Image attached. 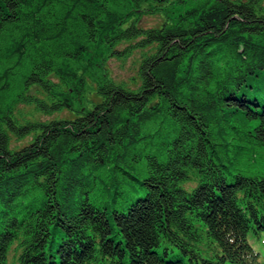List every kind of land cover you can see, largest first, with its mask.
Listing matches in <instances>:
<instances>
[{"label": "trees", "instance_id": "obj_1", "mask_svg": "<svg viewBox=\"0 0 264 264\" xmlns=\"http://www.w3.org/2000/svg\"><path fill=\"white\" fill-rule=\"evenodd\" d=\"M257 244L264 0H0V264H264Z\"/></svg>", "mask_w": 264, "mask_h": 264}, {"label": "rangeland", "instance_id": "obj_2", "mask_svg": "<svg viewBox=\"0 0 264 264\" xmlns=\"http://www.w3.org/2000/svg\"><path fill=\"white\" fill-rule=\"evenodd\" d=\"M155 21L156 20L154 18H147V19H145L144 24L145 25H151ZM136 57L137 56L130 57L125 64H123L121 61L113 60L111 62V67L113 68L114 75L118 78H128L129 76H132V74L135 71V66L133 65V63H134ZM256 246L259 248V251L264 256V245L257 244ZM159 251L161 254L165 253L163 246H161L159 248ZM182 256L183 255L177 250L169 251V257L178 258V257H182ZM184 259H185V261H189L188 257H186V256H184ZM219 264H232V263L223 262V263H219Z\"/></svg>", "mask_w": 264, "mask_h": 264}]
</instances>
